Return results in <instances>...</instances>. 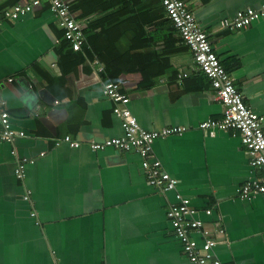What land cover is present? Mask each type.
Instances as JSON below:
<instances>
[{
	"label": "crops",
	"instance_id": "1",
	"mask_svg": "<svg viewBox=\"0 0 264 264\" xmlns=\"http://www.w3.org/2000/svg\"><path fill=\"white\" fill-rule=\"evenodd\" d=\"M31 1L0 0V110L24 133L13 144L0 141V264H189L166 218L174 195L147 183L140 155L89 148L123 135L102 93L108 82L120 84L141 128H186L155 139L151 159L198 211L213 256L264 264V194L236 198L262 173L237 135L199 128L220 119L222 106L160 0H67L82 29L79 51L45 3L16 20L3 16ZM183 1L264 131V18L242 30L219 26L264 0ZM65 136L79 148L55 146ZM23 158L33 163L18 180Z\"/></svg>",
	"mask_w": 264,
	"mask_h": 264
},
{
	"label": "built area",
	"instance_id": "2",
	"mask_svg": "<svg viewBox=\"0 0 264 264\" xmlns=\"http://www.w3.org/2000/svg\"><path fill=\"white\" fill-rule=\"evenodd\" d=\"M174 29L181 40L191 51L193 61L199 71L209 80L214 90L215 99L222 106L220 119H209L199 124V128L213 133V129L231 132L237 135L244 147L253 168L261 171L259 178L249 179L236 190V198L251 199L255 195L264 194V131L263 118L253 113L244 103L243 97L233 84L229 74L214 53L208 36L198 26L194 15L183 0H160ZM45 3L47 8L57 17V24L62 30L63 38L68 41L73 51H79L83 44L80 25L72 18L67 0H32L25 4H15L3 12L6 19L16 20L32 12ZM264 18V2L257 8H246L237 11L231 19L220 22L223 30L234 31L249 27L254 21ZM186 77L185 74L182 75ZM178 74V78L182 77ZM12 81L11 79L8 80ZM102 93L109 98L114 106L113 113L120 120L123 135L109 138L102 142H90L89 148L94 152L113 148L119 151H135L142 158V169L147 183L163 193L171 192L174 201L170 203L166 218L173 233L180 241L182 251L189 264H223L212 253L215 246L214 238L202 220L197 218L198 211L191 206L189 198L183 197L177 190L178 181L162 170L158 160L151 159L152 143L157 138L169 135H180L186 131L182 126H170L160 130L147 131L141 128L128 108L129 98L120 89V84L108 82L103 85ZM0 141L13 144V141L24 137L22 131L15 130L9 120V114L0 110ZM55 146L66 144L71 148H79L80 143L70 136L54 140ZM12 155H16L14 149ZM43 154L41 153L40 156ZM33 163L26 158L17 160L14 169L16 179L23 180L25 166ZM29 193L24 196L27 201ZM211 210L205 214L210 215ZM35 217V213H31ZM200 238L198 242L194 236Z\"/></svg>",
	"mask_w": 264,
	"mask_h": 264
},
{
	"label": "trees",
	"instance_id": "3",
	"mask_svg": "<svg viewBox=\"0 0 264 264\" xmlns=\"http://www.w3.org/2000/svg\"><path fill=\"white\" fill-rule=\"evenodd\" d=\"M171 30H172V32H175V33H177V31L174 29V27H173V25H172V23H171ZM178 34V33H177ZM180 37V36H179ZM64 39V38H63ZM64 41H66L65 39H64ZM101 71V70H100Z\"/></svg>",
	"mask_w": 264,
	"mask_h": 264
}]
</instances>
